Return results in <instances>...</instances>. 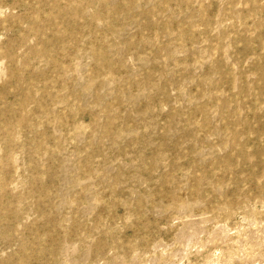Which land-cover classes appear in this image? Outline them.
<instances>
[{"label":"rangeland","instance_id":"1","mask_svg":"<svg viewBox=\"0 0 264 264\" xmlns=\"http://www.w3.org/2000/svg\"><path fill=\"white\" fill-rule=\"evenodd\" d=\"M0 264H264V0H0Z\"/></svg>","mask_w":264,"mask_h":264}]
</instances>
